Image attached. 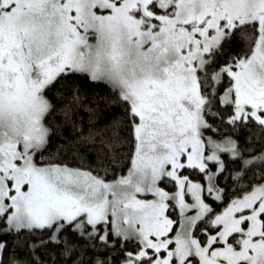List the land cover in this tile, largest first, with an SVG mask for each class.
<instances>
[{"label":"snow or ice","instance_id":"6c2138e0","mask_svg":"<svg viewBox=\"0 0 264 264\" xmlns=\"http://www.w3.org/2000/svg\"><path fill=\"white\" fill-rule=\"evenodd\" d=\"M0 264H264V0H0Z\"/></svg>","mask_w":264,"mask_h":264}]
</instances>
